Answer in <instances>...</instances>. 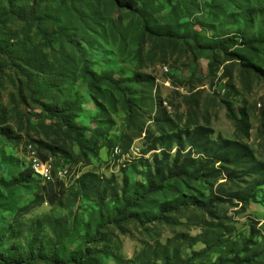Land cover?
<instances>
[{
    "label": "rangeland",
    "instance_id": "374dc122",
    "mask_svg": "<svg viewBox=\"0 0 264 264\" xmlns=\"http://www.w3.org/2000/svg\"><path fill=\"white\" fill-rule=\"evenodd\" d=\"M3 13L0 264H264V80L250 69L264 71V0H0ZM227 140L247 156L204 167ZM32 144L51 179L26 173ZM178 151L204 177L170 178ZM56 180L50 202L41 182Z\"/></svg>",
    "mask_w": 264,
    "mask_h": 264
},
{
    "label": "trees",
    "instance_id": "16d2710c",
    "mask_svg": "<svg viewBox=\"0 0 264 264\" xmlns=\"http://www.w3.org/2000/svg\"><path fill=\"white\" fill-rule=\"evenodd\" d=\"M116 4H118V1H115ZM7 18V14L3 13V15L0 16V19H3V20H6ZM49 37V36H48ZM186 38V37H184ZM70 44H72V42H70ZM74 45V44H72ZM75 48L77 49H80V46L78 44L74 45ZM256 75H258L260 78H262L264 80V71L262 69H259V68H256L254 66H251L250 68ZM127 102L130 104V109H131V100L130 99H127ZM51 111V110H50ZM53 116H55L56 119H58V121H60L62 124H64L65 126H67V128H69V130H72L73 133H75V135L77 136V139L79 140L80 139V134H79V129H73L72 127H70L69 125V120H68V117H66V111H57V112H54V111H51ZM231 117L233 118V120L236 122V124L239 126L241 124V119H239L238 117H236L235 115H232L231 114ZM244 118V116L242 117ZM236 145V143H233L232 141H225V145L220 147L217 151V153H215L212 157V159L210 161H206V163L203 164V166H210L211 164H213L215 161H220L224 164H228V163H237L238 161H240L244 156H247V153L249 152V149L248 147H243L241 146L240 144H237V154L233 153L232 151H228L229 147L231 145ZM37 150H38V154L40 156V158L44 161H47L49 160V157L47 154H43L42 151H40L37 147ZM181 156V151H178L177 152V157L176 159L173 161L172 163V167L170 169V178H179L181 180H184V181H196L198 180L199 178H202L204 177V174L205 172L203 171H198V172H195V173H188L186 171H182L181 169L179 170V167H178V159L179 157ZM231 158V159H230ZM66 164H63L62 166H64ZM27 171L26 173L28 174V176H32L35 180H37L38 178L36 177V175L34 174L33 171H31L30 169L28 168H25ZM33 172V173H32ZM203 172V174H202ZM175 173V174H173ZM34 175V176H33ZM206 176V175H205ZM40 179H38L37 181H39ZM57 181H59L57 183ZM41 182V181H40ZM63 182V181H62ZM43 183V182H41ZM56 184H61L60 183V180H56L54 182H48V183H43L44 185V191H45V194L48 196L50 202H55V198L54 197V185ZM156 192V189L154 188H149L148 189V194H152ZM141 199L139 198H135L134 199V204H137L138 202H140ZM221 202V201H219ZM213 202L211 203H208V204H205V205H202V208L207 211L209 214H213L212 213V208H213ZM177 208H168V209H163L164 211H162L161 215L157 218L158 220L160 218L163 217V215L165 213H168V212H173L175 211ZM38 258H41L38 257ZM49 262L50 264H71V263H68V262H63V261H59L55 255H51L49 258ZM72 262V261H71ZM182 264H186V263H182Z\"/></svg>",
    "mask_w": 264,
    "mask_h": 264
},
{
    "label": "bare ground",
    "instance_id": "6f19581e",
    "mask_svg": "<svg viewBox=\"0 0 264 264\" xmlns=\"http://www.w3.org/2000/svg\"><path fill=\"white\" fill-rule=\"evenodd\" d=\"M28 148H32V145L28 146ZM121 154V151H120V148L117 147L115 150H114V154ZM123 155V154H122ZM51 160V159H49ZM38 161H44V160H41L38 156ZM48 161V160H47ZM28 166L32 169L31 171L34 172V174L36 175V177L40 180H48V179H51V177L53 176V174L55 173V166L53 165V163L51 161H49V163L46 165V175L45 174H39L36 170V168L33 167L32 163L28 161ZM68 170V171H67ZM64 171H66L64 173ZM32 172V173H33ZM58 172V171H57ZM64 173V175L62 174ZM70 174V169L68 168L67 165H64L62 166L60 169H59V173H58V176L63 180L65 179L66 177H68ZM53 179V178H52ZM44 183V182H43ZM48 183V182H46Z\"/></svg>",
    "mask_w": 264,
    "mask_h": 264
},
{
    "label": "built area",
    "instance_id": "2783aa9c",
    "mask_svg": "<svg viewBox=\"0 0 264 264\" xmlns=\"http://www.w3.org/2000/svg\"><path fill=\"white\" fill-rule=\"evenodd\" d=\"M24 155L26 159L32 163L33 167L36 168L39 174L46 175V165L49 163V161H38V150L35 144H32V148L26 149ZM65 172L66 171H64V173ZM64 173L62 174L64 175Z\"/></svg>",
    "mask_w": 264,
    "mask_h": 264
}]
</instances>
